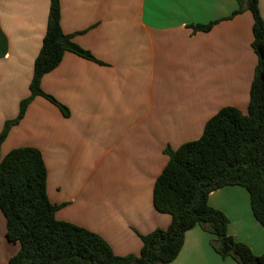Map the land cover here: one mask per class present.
<instances>
[{
	"label": "crops",
	"instance_id": "crops-1",
	"mask_svg": "<svg viewBox=\"0 0 264 264\" xmlns=\"http://www.w3.org/2000/svg\"><path fill=\"white\" fill-rule=\"evenodd\" d=\"M60 27L88 52H65L0 145V155L37 149L55 218L99 235L117 256H137L140 236L171 223L152 203L168 157L165 149L199 139L219 110L247 113L257 64L253 19L237 0H59ZM49 0H0V133L30 95L34 60L45 35ZM264 20V0H259ZM216 22L207 32L191 26ZM208 204L228 219L227 232L264 256V227L248 192L226 186ZM0 211V264L19 250L5 238ZM200 227L185 233L169 264H237L220 257Z\"/></svg>",
	"mask_w": 264,
	"mask_h": 264
},
{
	"label": "trees",
	"instance_id": "trees-1",
	"mask_svg": "<svg viewBox=\"0 0 264 264\" xmlns=\"http://www.w3.org/2000/svg\"><path fill=\"white\" fill-rule=\"evenodd\" d=\"M237 1L239 7L234 15L243 10L252 15L251 48L257 57L247 113L222 108L207 121L199 139L176 150L165 149L168 161L155 181L152 203L157 212L171 217L169 227L140 236L139 255H115L99 235L55 218L59 206L47 198V172L41 153L35 148H17L4 157L0 155V211L5 218V238L20 246L7 264H169L181 251L185 233L195 227L211 235V246L220 257H229L237 264H264V256L255 255L228 234L227 217L208 204L211 192L240 186L249 194L254 218L264 227V20L259 0ZM215 23L191 28L193 32H207ZM65 52L93 59L62 32L60 2L49 0L30 95L20 103L17 118L5 123L0 145L37 96L68 115L64 106L40 88L42 76L60 63Z\"/></svg>",
	"mask_w": 264,
	"mask_h": 264
}]
</instances>
